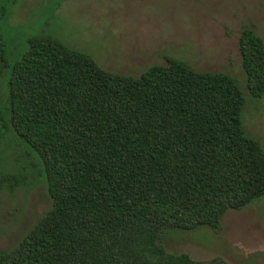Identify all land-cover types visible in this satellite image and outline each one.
Listing matches in <instances>:
<instances>
[{
    "label": "trees",
    "instance_id": "16d2710c",
    "mask_svg": "<svg viewBox=\"0 0 264 264\" xmlns=\"http://www.w3.org/2000/svg\"><path fill=\"white\" fill-rule=\"evenodd\" d=\"M238 48L246 90L263 98V39L245 26ZM6 66L0 41V75ZM246 101L236 77L179 58L132 76L30 37L8 77L0 139L12 129L37 154L51 205L0 264H228L163 242L173 229L218 232L228 209L264 196V148L243 125Z\"/></svg>",
    "mask_w": 264,
    "mask_h": 264
},
{
    "label": "rangeland",
    "instance_id": "374dc122",
    "mask_svg": "<svg viewBox=\"0 0 264 264\" xmlns=\"http://www.w3.org/2000/svg\"><path fill=\"white\" fill-rule=\"evenodd\" d=\"M245 26L264 41V0H0V41L7 60L0 75V108L6 107L8 77L28 39L46 35L89 53L111 72L139 76L150 64L165 65L175 57L196 70L236 77L247 98L243 125L264 148V97L248 94L238 48ZM41 166L12 129L3 132L0 252L14 246L51 205ZM11 174L23 179L15 182ZM221 225L218 232L207 226L173 229L163 245L195 260L264 264V196L228 209Z\"/></svg>",
    "mask_w": 264,
    "mask_h": 264
}]
</instances>
